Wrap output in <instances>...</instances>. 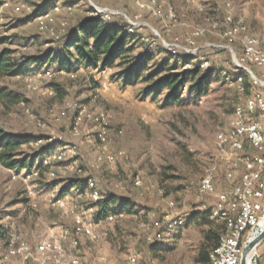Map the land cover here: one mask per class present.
I'll return each mask as SVG.
<instances>
[{
	"label": "rangeland",
	"instance_id": "374dc122",
	"mask_svg": "<svg viewBox=\"0 0 264 264\" xmlns=\"http://www.w3.org/2000/svg\"><path fill=\"white\" fill-rule=\"evenodd\" d=\"M46 3L0 0V37L5 39L0 53L6 51L12 65L0 70V126L42 140L22 144L23 156L54 141L67 146L69 155L65 162L49 166L38 160L32 173L11 172L0 164V226L7 236L26 240L34 255L41 239L61 238L68 230L64 259L79 256L82 264H208L202 259L207 253L205 233L212 228L214 236L222 234L224 224L204 211L203 205L211 207L215 199L199 197V186L212 166L218 188L229 183L216 136L230 128L235 106L247 97L230 83L235 74L248 72L235 60L243 35L233 43L226 36V4L232 5L234 21L245 24L248 34H262L264 0H159L161 16L153 15L151 8L142 9L136 0H55L50 7L57 3L61 7L55 18L56 36L42 32L36 22V12ZM95 7L114 10L116 18L128 22L147 24L131 35L135 48L124 65L106 70L81 67L72 77L57 69L47 76L27 63V57L59 48L72 28L95 15ZM200 30L205 31L195 35ZM145 52L155 58L144 65L142 76L162 61L178 72L200 67L179 90V102L166 101L167 89L156 97L144 95L151 84L144 78L129 86L118 80V72ZM204 76L209 84L199 96L192 87ZM92 80L98 88H93ZM53 82L61 84L64 95L53 89ZM83 109L88 116H104L109 122L107 154L113 160L99 159L103 148L93 119L87 116L76 128ZM83 177L92 179L102 194L116 192L127 198L135 212L96 222L89 193L76 188L64 195L66 205L61 206L57 199L64 187ZM137 179L141 186L135 184ZM78 215L92 233L74 237ZM158 221L161 228L155 225ZM4 242L0 240V250ZM16 263L39 264L31 256Z\"/></svg>",
	"mask_w": 264,
	"mask_h": 264
},
{
	"label": "built area",
	"instance_id": "2783aa9c",
	"mask_svg": "<svg viewBox=\"0 0 264 264\" xmlns=\"http://www.w3.org/2000/svg\"><path fill=\"white\" fill-rule=\"evenodd\" d=\"M142 9H152L153 15L161 16L162 9L159 0H136ZM61 7L57 3L48 10H43L36 14V22L42 32L57 35L55 28L56 14ZM96 13L104 14L107 19L118 12L109 8L95 7ZM226 22L229 24L226 36L229 42L237 41L243 35L242 47L239 53L238 64L245 68L251 77L254 92L244 102L236 105L228 130L217 133L216 146L223 159L228 165L226 177L229 183L218 190L216 186V167L212 166L206 170L199 186V197L212 196L215 201L212 204V216L224 224V231L220 236L218 245L210 252L208 264H240L244 243L251 237L254 230L264 219V33L248 34V27L243 23L234 21V8L230 3L226 4ZM130 31L134 32L136 27L147 25L145 22L133 21ZM205 30H200L195 35H201ZM232 49V47H231ZM236 54V52H235ZM249 65L257 67L254 71ZM45 75L51 76L53 70H47ZM75 77V74H71ZM231 85H237L241 91L245 90L243 77L232 78ZM83 109L76 117V128L88 116ZM65 114V112H63ZM97 124V137L103 148V156L100 160H113V156L107 154V146L111 127L104 116H92ZM42 142L38 140L37 144ZM68 147L63 146L45 154L42 162L45 166L53 162H65L68 159ZM4 168L13 172L14 170ZM137 186L142 185V181H135ZM85 193H89L91 199L96 202L101 198V192L96 183L89 179ZM61 206L66 202L63 197L57 199ZM203 207L208 209V205ZM117 217L111 215L109 220ZM78 225L73 229L74 237L92 233L90 227L83 223V217L77 216ZM159 225V222H156ZM264 229V228H263ZM71 233L66 230L61 238H43L35 247V255L31 245L15 234L9 233L7 240L0 250V264H19L16 260L20 258L33 257L39 264H82L79 256L65 258V248L63 239H67ZM162 233H158L156 238H160ZM77 243V240L75 241ZM262 264H264V240L257 249ZM136 261V258H132Z\"/></svg>",
	"mask_w": 264,
	"mask_h": 264
},
{
	"label": "trees",
	"instance_id": "16d2710c",
	"mask_svg": "<svg viewBox=\"0 0 264 264\" xmlns=\"http://www.w3.org/2000/svg\"><path fill=\"white\" fill-rule=\"evenodd\" d=\"M54 2L55 0H47L46 5L41 7L36 13L50 9V5ZM116 17L117 15H112L111 18L107 19L101 13L86 17L64 36L59 48H50L43 54L27 57V63L37 66L38 69H42L44 72L57 69L67 73H73L81 67L106 70L116 65H124L127 55L135 48L131 35L135 34L139 27H136L135 31L131 32L129 30L131 27L130 22ZM4 43L5 39L0 37V45ZM154 58V54L145 52L139 58L131 59L128 65L118 72V80L124 86H129L137 84L140 78H144L145 81L151 82L144 89V95L156 97L159 92L167 89L166 101L179 102L181 100L179 90L186 87L191 82L192 77H196L199 74L200 67L198 66L195 70L187 69L184 72H178L175 71L176 68H169L168 61H162L155 63V69L142 76L144 65L153 61ZM11 66L8 62L7 52L0 53V70H8L7 68ZM249 67L256 72L258 71L255 66L249 65ZM158 75L160 76L155 79ZM239 76L243 77L247 99L254 92L251 77L246 72H239L234 75V77ZM92 82L94 83L93 88L99 87L97 82L94 80ZM208 84L209 79L204 76L201 77L198 83L193 84L192 88L195 93L201 96L206 91ZM52 87L58 93L65 94L61 84L53 82ZM38 139L32 135L8 132L0 126V164L15 171L21 172L25 170L27 173H32L38 160H42L45 154L63 145L60 141L49 142L46 145L37 147L32 154L24 156L20 154L19 148L22 144H30ZM88 180V177L71 179L64 187L60 197H64L65 194L74 188L80 192H85ZM92 207L95 208L94 220L96 222L108 221L111 215L119 216L125 212H135L131 202L116 192L101 193V198L96 202L93 201ZM204 211L210 217L212 216L210 207ZM158 222L159 225H156V223L155 225L157 228H161V223L160 221ZM162 232L164 230L159 233ZM220 236L221 234L219 233L214 236L212 228L205 233L206 242L204 243V248L207 253L202 254L204 262H209L210 252L218 245ZM7 238V230L0 226V240L6 241ZM156 241H159V239L156 238ZM211 241L213 242L210 243Z\"/></svg>",
	"mask_w": 264,
	"mask_h": 264
},
{
	"label": "water",
	"instance_id": "95a60500",
	"mask_svg": "<svg viewBox=\"0 0 264 264\" xmlns=\"http://www.w3.org/2000/svg\"><path fill=\"white\" fill-rule=\"evenodd\" d=\"M157 34L159 35L158 32ZM235 60L238 62V59L236 57ZM239 66L242 67L241 65ZM263 240H264V229L254 238L248 237L246 239L242 249L240 264H262L261 259L257 254V249Z\"/></svg>",
	"mask_w": 264,
	"mask_h": 264
},
{
	"label": "bare ground",
	"instance_id": "6f19581e",
	"mask_svg": "<svg viewBox=\"0 0 264 264\" xmlns=\"http://www.w3.org/2000/svg\"><path fill=\"white\" fill-rule=\"evenodd\" d=\"M264 228V219L260 223V225L254 230V232L251 235V238H254L257 234H259Z\"/></svg>",
	"mask_w": 264,
	"mask_h": 264
},
{
	"label": "crops",
	"instance_id": "0c3cea01",
	"mask_svg": "<svg viewBox=\"0 0 264 264\" xmlns=\"http://www.w3.org/2000/svg\"><path fill=\"white\" fill-rule=\"evenodd\" d=\"M217 189H218V190H222L223 188H220V187L218 188V185H217Z\"/></svg>",
	"mask_w": 264,
	"mask_h": 264
}]
</instances>
